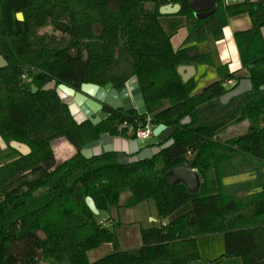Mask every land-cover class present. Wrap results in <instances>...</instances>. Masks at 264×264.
I'll return each mask as SVG.
<instances>
[{
    "label": "trees",
    "instance_id": "trees-1",
    "mask_svg": "<svg viewBox=\"0 0 264 264\" xmlns=\"http://www.w3.org/2000/svg\"><path fill=\"white\" fill-rule=\"evenodd\" d=\"M190 1L0 0V56L6 61L0 68V138L8 149L0 150V264H188L200 259L197 238L213 233L223 236V256L264 264V1L216 0L215 12L204 18L194 15ZM166 3H178L186 17L188 33L177 50L159 19ZM245 13L250 28L234 33L241 68L218 66L219 78L194 92L195 81L184 82L177 68L211 66V55L199 52L197 43L209 35L219 40L229 19ZM46 24L63 37L38 35ZM242 69L252 90L222 102ZM132 77L146 113L110 110L96 125L77 123L55 89H43L51 81L76 91L83 83L118 88ZM147 117L154 127L174 130L172 143L151 158L122 164L112 151L81 154L100 134L124 133ZM186 117L189 122L182 124ZM243 120L250 122L243 132L217 138ZM57 137L75 148L64 160L52 146ZM10 141L26 144L30 152L20 154ZM240 154L243 160L236 162ZM189 155L198 179L193 192L167 181ZM251 160L259 167L240 170ZM243 172H256L254 184L224 185V178ZM87 196L98 214L152 200L157 215L168 220L142 227L140 247L120 250L114 227L123 223L108 228L86 206ZM104 243L112 250L89 261L88 251Z\"/></svg>",
    "mask_w": 264,
    "mask_h": 264
},
{
    "label": "water",
    "instance_id": "water-1",
    "mask_svg": "<svg viewBox=\"0 0 264 264\" xmlns=\"http://www.w3.org/2000/svg\"><path fill=\"white\" fill-rule=\"evenodd\" d=\"M189 7L197 18H204L215 12L217 5L216 0H191ZM180 8L178 3H166L159 7L158 12L160 15L175 14L180 11ZM16 19L22 21V13H16ZM261 33L264 35V27L261 28ZM69 54L72 58H75L77 51L72 49ZM5 66L6 61L0 56V68ZM177 71L184 82L195 73L194 66L192 65H181L177 68ZM43 89H55L60 99L68 106L70 114L77 123L89 120L92 124L96 125L108 117L110 110L122 111L124 113L136 111L139 115L146 113L144 100L135 77H132L118 88L114 87L111 83L103 86L83 83L81 84L80 90L76 91L65 84H58L56 86L55 82L51 81ZM251 90L252 85L250 80L248 78H242L233 89L220 96V100L225 103L230 98L250 92ZM36 91L37 87L31 86V92L35 93ZM187 122H189L188 117L182 121V124ZM124 126V124L121 125V128ZM173 131L171 127L163 124L157 125L153 129V136L150 139L143 141L136 138L134 140L139 144V152L130 158L119 155L120 163L125 164L151 158L172 143V139H169V137ZM111 141L112 137L109 134L102 133L97 139L86 143L81 149V154L88 158L102 152H111ZM132 144L135 145V143ZM9 145L20 154L26 155L30 152L26 144L10 141ZM167 181L169 184L176 181L182 182L189 191H195L198 186V179L192 169V161L189 160L187 164H180L172 168L167 174ZM85 203L94 215L99 213L94 200L90 196L85 198ZM37 234L41 238L45 237L42 231H38Z\"/></svg>",
    "mask_w": 264,
    "mask_h": 264
},
{
    "label": "crops",
    "instance_id": "crops-1",
    "mask_svg": "<svg viewBox=\"0 0 264 264\" xmlns=\"http://www.w3.org/2000/svg\"><path fill=\"white\" fill-rule=\"evenodd\" d=\"M227 1L228 3H230L235 1L238 2L239 0H227ZM249 1L259 2L264 0H249ZM178 13L179 12L175 14ZM250 26H251V20L248 14L245 13V14L233 16L232 18L229 19L227 25L222 29V37L219 40L215 39L212 35H209L205 38V39L209 37L213 38L214 44H211V46L209 45L208 47H204L203 45H201V42L203 41L197 43V50L201 53L209 52L213 64L211 66L202 63L189 64L194 66L195 69L194 75H192L187 80L189 81L193 79L195 81L194 92H199L209 83L219 78L217 72L218 66L226 64L230 72L239 70L241 68L239 52L234 40V33L238 30L248 29L250 28ZM187 33L188 31L186 28V30L183 31V33H181V35H179L175 41L173 40V36L170 38L171 46L174 50H177L183 44L187 36ZM262 37H264V35H262ZM246 75H247L246 70L242 69L238 73H236L235 76H241L242 78H245ZM205 78L206 80H203ZM120 129L123 128L120 127ZM111 137H112V141L110 143V146L112 148L111 151L117 153L118 156L123 155L130 158L140 151L139 144H137L134 141L136 138L129 130V128H127V130L124 133H120L118 135ZM132 143H135V145ZM64 148L66 149L65 150L66 152L70 153L68 156H63L62 154H60L61 152L60 150ZM54 152L58 160H64L70 157L75 152V148L67 141L59 145H56L54 147ZM132 208L135 207L134 206L130 207V210ZM111 209L117 210V208H111ZM148 218L151 223L155 221V218L151 215H149ZM122 223L123 224L118 226L119 227L118 229H120V231L116 232V236L118 239V248L120 250H133L140 247L141 230L139 229L136 233L131 232L130 228H132L131 225L132 222H122ZM200 238L202 239L198 241V245H199L198 247L200 250L201 258L190 261L188 264H242L241 259L239 257H226L222 255L224 245H223V236L221 233L206 234L205 236L202 237L200 236ZM111 250H112L111 245L104 243L96 248L89 250L87 253L88 259L89 261H94L102 257L103 255L109 253Z\"/></svg>",
    "mask_w": 264,
    "mask_h": 264
},
{
    "label": "rangeland",
    "instance_id": "rangeland-1",
    "mask_svg": "<svg viewBox=\"0 0 264 264\" xmlns=\"http://www.w3.org/2000/svg\"><path fill=\"white\" fill-rule=\"evenodd\" d=\"M145 6L147 8H152V4H150V3H146ZM160 18H161L160 19L161 25L163 26L165 32L168 35H170L171 37L173 36L174 41L187 28L186 17L182 14L178 13V14L162 15V16H160ZM36 32L38 35H47V36H50V37L52 36L55 38H62L63 37V33L60 30L56 29L51 24H46L45 26L37 28ZM211 44H214V40L211 37H209V38L203 40V42H201V45H203L204 47H208L209 45L211 46ZM203 80H206V78ZM262 88H264V86H262ZM249 123L250 122L248 120H243L242 122H240L238 124L237 123L230 124L224 130H222L219 133V136L217 138L218 139H224L225 137L232 138L234 136H237L239 133H241L245 129H247ZM169 139H172V134L169 137ZM64 142H67V140L64 137H57L55 140L52 141V146L55 147L56 145H59V144L64 143ZM0 150L2 152L8 151L7 144L5 142H3L1 138H0ZM65 150H66L65 148L61 149L60 154H62L63 156H68L70 153L66 152ZM240 155L234 159V160H236V162L243 160L242 155L241 156ZM191 157H192V155H189L187 159L189 160V158H191ZM245 159H246L245 160L246 162L248 160H249L248 162H250L249 157L246 156ZM186 162H187V160H186ZM251 162H252L251 166L247 167V164H244L242 169H240V170H249V169L254 168V167H259V164L257 161L251 160ZM156 163H158L157 165H159L158 161ZM252 171H254V170H252ZM255 177H256V172H254V173L243 172V173H239L236 175H232L230 177H226L222 181H223L225 186H232L233 187V186L240 184V183L254 184ZM126 196H127V193H123L120 196V202L121 203L124 202ZM134 207L135 208H132L131 210H130V208H125V207L117 208V210L116 209H114V210L110 209L108 211H102L100 214H97L96 216H97L98 220H100L101 222H104L105 225L110 229H112L113 224H116L118 222H132V224H131L132 228H130V231L135 232V233L139 229L141 230L142 227H146L150 224H154L155 226L160 227V226L167 223V220H168L167 217H159L157 215L155 205H154L152 200L141 202ZM149 215H151L155 218V221L153 223L150 222V220L148 218ZM118 228L119 227L117 225L114 227L115 232L120 231V229H118ZM38 231H41V230H38ZM202 236H205V235H201V237ZM200 239H202V238H200V236H199L197 238V245H198V241ZM198 252L200 255L199 247H198ZM200 258H201V256H200ZM41 264H43V263H41Z\"/></svg>",
    "mask_w": 264,
    "mask_h": 264
},
{
    "label": "built area",
    "instance_id": "built-area-1",
    "mask_svg": "<svg viewBox=\"0 0 264 264\" xmlns=\"http://www.w3.org/2000/svg\"><path fill=\"white\" fill-rule=\"evenodd\" d=\"M231 85V82H228ZM154 126L151 123L149 117L146 118L145 122L138 124L136 127H129L135 138L146 141L153 136Z\"/></svg>",
    "mask_w": 264,
    "mask_h": 264
},
{
    "label": "flooded vegetation",
    "instance_id": "flooded-vegetation-1",
    "mask_svg": "<svg viewBox=\"0 0 264 264\" xmlns=\"http://www.w3.org/2000/svg\"><path fill=\"white\" fill-rule=\"evenodd\" d=\"M107 110V109H106ZM86 121V120H85ZM83 122V121H82ZM126 127V125L123 127V129Z\"/></svg>",
    "mask_w": 264,
    "mask_h": 264
}]
</instances>
